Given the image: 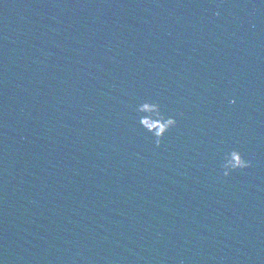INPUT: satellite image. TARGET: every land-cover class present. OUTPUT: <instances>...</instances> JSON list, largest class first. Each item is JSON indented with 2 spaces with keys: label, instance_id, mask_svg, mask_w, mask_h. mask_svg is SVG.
I'll list each match as a JSON object with an SVG mask.
<instances>
[{
  "label": "water",
  "instance_id": "water-1",
  "mask_svg": "<svg viewBox=\"0 0 264 264\" xmlns=\"http://www.w3.org/2000/svg\"><path fill=\"white\" fill-rule=\"evenodd\" d=\"M0 264H264V0H0Z\"/></svg>",
  "mask_w": 264,
  "mask_h": 264
},
{
  "label": "clouds",
  "instance_id": "clouds-1",
  "mask_svg": "<svg viewBox=\"0 0 264 264\" xmlns=\"http://www.w3.org/2000/svg\"><path fill=\"white\" fill-rule=\"evenodd\" d=\"M234 103V101H233ZM153 110H158V107ZM140 111H143L141 108ZM176 118H169L167 119L166 123H164L162 126H155L158 128V131H153V135L157 141V146H159V142L164 138V136L174 127H176ZM150 130H152L150 126ZM250 162L246 161L240 152L233 150L230 153L229 157V163L225 166V169L223 170L222 174L224 177H228L232 172H235L237 170H244L249 168Z\"/></svg>",
  "mask_w": 264,
  "mask_h": 264
}]
</instances>
